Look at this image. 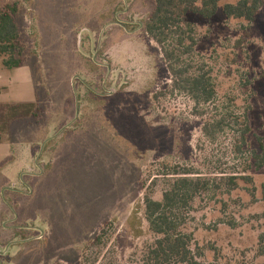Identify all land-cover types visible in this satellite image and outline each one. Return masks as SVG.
<instances>
[{
    "label": "rangeland",
    "instance_id": "1",
    "mask_svg": "<svg viewBox=\"0 0 264 264\" xmlns=\"http://www.w3.org/2000/svg\"><path fill=\"white\" fill-rule=\"evenodd\" d=\"M153 1L0 0L22 49L18 69L0 57V264H143L145 198L175 171L211 182L184 226L197 262L264 264V5L251 23L223 3L187 15L180 66L215 92L198 105L143 31ZM22 103L34 114L7 123Z\"/></svg>",
    "mask_w": 264,
    "mask_h": 264
},
{
    "label": "trees",
    "instance_id": "2",
    "mask_svg": "<svg viewBox=\"0 0 264 264\" xmlns=\"http://www.w3.org/2000/svg\"><path fill=\"white\" fill-rule=\"evenodd\" d=\"M152 11L143 23V31L158 47L162 60L166 64L172 80V88L189 94L196 104L209 103L215 95L209 79L203 74L191 75L181 58L193 54L196 39L194 26L186 22L188 14L209 20L222 5V13L227 19L255 20L264 0H154ZM17 12L14 6L0 9V57L8 56L3 64L8 69L22 67V54L19 44V31L13 16ZM35 103H22L9 107L6 113L7 123L19 117H31L35 112ZM249 133L246 126L241 139ZM256 169L264 165V154L256 156ZM169 179L161 201L147 196L144 201V214L150 232L155 236L149 246L143 264H199L190 244L192 235L184 231L186 217L192 210L197 197L208 193L211 182L201 177H191L189 171H175ZM242 180H247L243 177ZM227 183L237 187L236 177H229Z\"/></svg>",
    "mask_w": 264,
    "mask_h": 264
},
{
    "label": "crops",
    "instance_id": "3",
    "mask_svg": "<svg viewBox=\"0 0 264 264\" xmlns=\"http://www.w3.org/2000/svg\"><path fill=\"white\" fill-rule=\"evenodd\" d=\"M3 185H6V184H3ZM4 206V202L1 200V202H0V208L1 207H3ZM13 209V208H12ZM13 213H14V216H15V218H14V220L16 219V217H17V212L13 209ZM3 219H0V221H2ZM5 230V229H4ZM17 244L18 243H20V242H16Z\"/></svg>",
    "mask_w": 264,
    "mask_h": 264
}]
</instances>
